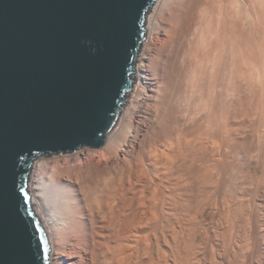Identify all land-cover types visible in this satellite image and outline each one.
<instances>
[{"label": "rangeland", "instance_id": "rangeland-1", "mask_svg": "<svg viewBox=\"0 0 264 264\" xmlns=\"http://www.w3.org/2000/svg\"><path fill=\"white\" fill-rule=\"evenodd\" d=\"M182 1L183 0H173L174 4L175 2L183 3ZM185 1H188L190 4V0H184V2ZM232 1H234V7L232 5ZM253 1L254 0H201V2L200 0L191 1L193 4L191 3L192 5L190 6V8L193 7L194 12H197L198 16H200L201 14V16H203V12L204 14H207V12L209 10H213V8L214 10L216 9L215 11H218L217 9L219 8L223 9L222 11L224 12V14L222 11H219L222 12L219 14V16H223L225 15V11L227 12L229 9L233 8L235 11V13L234 11H232L233 15H230L232 12L228 11L226 15L229 13L228 15L230 16L223 17H227L228 19H231V17L232 19H235V17H237L235 20H239L237 21L239 23L240 19H238V17L240 16L239 18H241L242 16V18H244L243 16H245L246 18L248 12L249 15H247V18L250 19V32L253 31L254 33H250L252 38V40L250 38L251 41H249V38L247 39V42L249 41V44L251 43L250 46H248L250 48L246 49L245 47L244 49H242V52H239L240 54H237L239 57L236 55V65L238 66V69L239 67H241L242 70H238L236 66V69L238 71H236L235 69L234 72V74L236 73L234 75V78H236H233V82L235 84L232 83L234 87L231 86L232 84H227L226 77L228 75H226L227 73L223 69H221L222 72L219 71V67H217V71L223 73V75L225 74L224 76L226 77L221 75V77H224L221 78L218 72L211 70L209 71V73H207L208 76L207 74L205 76H202L204 79L206 78L204 81H202V77L200 76L201 74L198 77V81L194 79L192 74H194L195 72L197 73L196 63H199V60L200 58L202 59V56L193 57L190 55L191 59L195 58V62H192L191 60L192 64L187 68L188 70H190V75L192 76V78H189L190 75H188V70V74H186V76L184 77L185 80H183V78H180V81H185L180 85H184L185 87V84L187 83L186 80H188V83H190H187L188 85L186 84V89L183 92L184 94L180 90L182 86L178 84L180 82L179 80H176L177 83L175 79L173 80V78L171 77V79H168L169 81L173 80V82L170 83L167 80V77L171 75L173 77L177 73L179 74V71H176V73L172 71L171 75H169V73L171 72L169 70L171 69H168V62H165L166 66H164L165 63H160L164 51L171 44L169 39H171L170 33H172L174 30V26L172 27V25H175V23L173 22L175 21L176 23H179L181 19V17H179L180 15L177 14L179 12L175 13V9H173L175 8V6H171L169 7V9L167 8L166 11H170L171 9L169 13H174L172 14V18L176 19L173 20L170 17L171 14H168V12L167 14L161 15V17H166L167 15L169 16L166 17L167 19L164 17L160 19L161 27L163 30L161 29V33L158 34L160 36H156L158 43L156 44V47L153 49L150 56L149 72L145 73V75L147 76V79L145 81L148 86L146 92L147 94H145L142 98H138L137 102L139 104V109H136L137 107L133 109L134 113H132V116L134 117V119L132 117V125L134 126V133L132 134L133 136L130 137L131 142L129 141V144L131 145L127 144V146H125L123 150L118 151L119 153H116L112 156L105 152V144V146L103 147L104 149L84 148L73 154H60L48 158L41 157L43 158V160L37 159L34 161L31 169L32 171H34L35 166L37 167L36 174L38 175H36L35 173L34 175L36 178L37 176L38 178L40 177L39 180H42L41 183H44V185L50 184L51 186H57L58 183L59 186H67L68 189H70V191L72 192L74 198H76L75 204L73 205L75 218L70 224L71 229L66 230V235L64 234L60 237L55 233L50 234V236L49 234H47L52 249L50 258L53 264H55L56 262H60V264H264V0ZM188 2H185L183 6L186 7V4ZM244 5H247V7H245ZM237 6L240 8H238ZM237 8L238 10H241L239 14L237 13ZM241 8H244L245 12L242 11L243 9ZM224 9L228 10L224 11ZM148 13L149 11L146 14L145 27H147V17H149ZM168 20H170L171 22H169ZM233 22L231 24L232 26H236L238 24L236 21L234 23L237 24H234ZM239 25L240 27L237 28V26ZM239 25L236 26V30L240 32V28L243 29V25L241 26V23ZM168 29H170L171 32ZM237 32L236 35L239 34V32ZM150 34L151 32H149V30L147 29L146 37L152 35ZM240 35L242 36L241 32L239 36H235V38L237 37L236 43L238 44V41H241L240 44L242 45V42H244L243 39L245 38L243 36L242 39ZM164 46L166 47L163 48ZM144 50L145 42H143L141 46L136 62V67H138L142 63V61L143 63H146L145 60L141 59ZM243 52H245L246 54H241ZM209 55H213L211 57L209 56L210 59H217L215 53H211ZM221 56L222 55H219V58H221ZM223 58L224 57L222 56V59ZM247 59L249 62L246 61ZM193 63L195 64V66ZM246 63H248L247 66H245ZM160 67H162V69ZM192 67L195 71L192 70ZM182 71H184V69ZM213 72H216L217 75ZM196 73L195 75L197 76ZM138 74L139 72L137 73L136 70L132 92L133 90H135V84L138 83ZM179 75H182V72H180ZM209 75L211 77L214 76L217 78L213 77V81V78H211ZM176 77L174 78L178 79L177 75ZM218 77H220V79H223V81L226 78V82H224V85L226 86L222 87V80L219 81L220 79L218 80ZM239 77L242 79H240ZM209 78L212 79L213 83H210L211 79L209 80ZM216 80L221 83L220 85H217L218 81L216 83L217 86L221 87L219 89H217L218 87L214 83ZM207 81L209 82L207 83ZM196 82H198V84ZM249 82L251 83L249 84ZM169 84L173 86L171 87L173 89L169 88ZM193 84L195 87L193 86ZM199 85L200 87H203V90H201L202 88L199 89ZM203 85L205 86V89ZM214 86L215 88L217 87L216 89L218 91L214 89ZM229 86H231V89L227 88ZM166 87H168V89H166ZM177 87L179 88L178 91ZM192 89H194L195 91ZM189 90H192V92H194L193 95L196 93L198 99H196V96L193 97L192 93ZM207 90L211 91L212 93L209 95L210 92H207ZM225 90L228 91L226 92ZM221 91L222 93L224 91V95L221 93ZM132 92L126 95V102L122 107L119 119L114 128L115 131H119L118 128L123 123L122 120H125V115L131 107L130 104L133 100V97H131L130 94ZM177 92H181L180 95H177ZM185 92L189 96L187 94L185 95ZM197 92L201 93L199 94ZM228 92H231L232 96ZM207 93L208 95H205ZM214 93L217 96L223 95L224 97H226L224 98L220 96L218 97L220 98L219 100L222 101L227 99L226 102H230L226 105V108H228V105H230L229 109H226L227 111L230 110L231 106H233L231 108L232 110H234L235 108L236 109L234 111H229L230 114L228 112L225 113V111H222V109H219L218 106H221L220 108H224L223 110H225V106L223 107V104H225L223 102L225 101L220 103L218 99L216 100L217 96L214 97ZM182 94L184 95V97ZM174 95L179 96L176 98V100L178 98L182 99V96L185 100L182 99V102L180 101V99H178V104L179 102L180 104L183 103V105L181 106L186 105V107L178 108L177 101H174ZM200 95L202 97L204 95L205 96L202 99ZM187 96L190 100L187 98ZM208 96H211V99H209L210 104H212L211 101L213 99L216 100L215 103H213L215 108H213L214 110L217 108V112L219 110V112L221 113L212 111L213 109H211L210 106H213V104L210 105L209 103H207ZM199 97L201 100H199ZM172 98L173 100L171 101ZM195 99L196 102L198 100V103L194 101ZM246 99L247 101L245 102L247 104L243 101ZM184 101L186 104L184 103ZM199 101L202 102L199 103ZM172 102H175L176 105H174L175 103L173 104ZM217 102L218 106H215ZM168 104H171V107H168ZM164 106H166L165 110ZM175 106L178 108V110ZM239 106L242 111H240ZM210 109L212 112H215V114L217 113L218 116L209 114ZM135 111L137 112V116ZM170 111H172V113L168 114V112ZM178 111H182V118L184 116L185 119L183 118V120H185L186 122L181 120L182 118H178L181 116L179 115L180 112L178 113ZM201 111H204L202 115L200 114ZM205 111H207V113ZM143 112H147V114L145 115ZM165 112L167 113L164 114ZM176 113H178V116H176ZM194 113L195 115H193ZM198 113L202 119H207L202 120L200 118L201 120H197L196 114ZM159 114H162V116H164L163 119ZM171 114L176 116L175 118H178V120L173 118ZM224 114H227L226 116H231L233 114V116H231V118L233 119H230V116L224 117ZM206 115L209 117L212 116V119L206 117ZM159 116L160 120L158 119ZM189 116H192V118H190ZM194 116L196 117V119L193 120ZM168 117L172 118L169 119ZM188 117L189 120L192 121H189ZM217 117L221 118L222 120L217 119ZM223 117L224 119L227 118V120L229 118L230 122L229 120H225V122H222L224 121ZM164 118L166 120L168 119V121L164 120ZM173 119L177 120V124L179 122L183 123L180 125H176L175 123H173L175 124V126H179V129H177L178 127H176V131L175 126H173L174 129H172L169 128V126L164 127V124L162 123V120L166 121L165 124L168 123L169 120L171 123L173 122ZM213 119H215L217 123L221 121L222 124L220 123L212 125L215 126L214 130H217L215 133L213 131L212 134L211 131L213 130V127H210L209 125H211L212 122L213 124L216 123ZM195 120L197 121V123L195 122ZM206 120H208V122L210 121L207 129L204 128V126L208 123H205ZM226 121L231 126H233V133L231 132L232 128L230 125L229 126L231 129L227 128ZM193 123L197 126L202 125V129L199 126V132H195V130L198 131V129H195V127L197 126H192ZM223 124L226 125L225 127L228 130H230L232 136L230 134L228 136L227 133H229V131L226 129L225 130L227 132L224 133L223 130L225 127L223 126ZM166 125L170 124L168 123ZM181 125L182 128H180ZM221 125L223 126V128ZM191 126L194 127L192 129H195L194 132L196 134L192 131V129H190ZM216 126L220 127L218 128ZM138 128H143L141 129L143 130L141 132L145 133V135L143 133L141 139L142 141L140 142V144L142 142L143 144H137L135 148H133L132 140ZM148 128L153 130L151 131ZM165 128L167 130L168 128L171 129V131L167 132L169 133V137L165 133L167 131ZM180 129H182V132ZM188 129H190L189 131L191 132L186 133L185 135V132L183 131H188ZM220 129L223 131V134ZM218 130L221 133H219ZM148 131L149 133H151L149 134ZM178 131L180 132V134L178 133ZM175 132L177 136L175 135ZM159 134L162 135L158 136ZM163 134L165 135L163 136ZM214 134L218 137L214 136ZM225 134L227 135V137ZM154 135H157V137ZM171 135L173 136L172 138ZM219 136L221 138H219ZM222 136H225L227 139L224 137L226 140H222ZM230 136L232 137L233 142H235L233 144L234 146L232 145V147L235 148H232L233 152L230 151V145H228L229 143H227V141L229 142L228 139L231 138ZM143 138L146 140V142L145 140H143ZM193 138L196 140H194ZM148 139L152 142H147L149 141ZM188 141H194V144L192 145V142L190 143ZM181 143L184 144L182 145V148H184L186 144L188 148L186 147V150L185 148L184 150H182V148L179 146V144L181 145ZM190 144L195 149L190 150L192 149V147H189ZM175 145L179 147H176ZM199 148L201 151H199ZM188 150L190 151L189 153ZM74 154L77 155L73 156ZM172 154L174 155V159ZM202 155L203 157H201ZM199 156L201 157V159L197 158ZM214 158L216 159V161ZM198 160L201 161L199 162ZM208 160L210 162H213L210 163ZM183 163L185 164V166ZM179 173H182L181 176ZM181 178L182 181L180 180ZM191 180L193 182H190Z\"/></svg>", "mask_w": 264, "mask_h": 264}, {"label": "water", "instance_id": "water-1", "mask_svg": "<svg viewBox=\"0 0 264 264\" xmlns=\"http://www.w3.org/2000/svg\"><path fill=\"white\" fill-rule=\"evenodd\" d=\"M155 2L0 0V264H51L31 167L105 145Z\"/></svg>", "mask_w": 264, "mask_h": 264}, {"label": "bare ground", "instance_id": "bare-ground-1", "mask_svg": "<svg viewBox=\"0 0 264 264\" xmlns=\"http://www.w3.org/2000/svg\"><path fill=\"white\" fill-rule=\"evenodd\" d=\"M175 1V0H174ZM192 0H190V4H189V2L188 1H185V2H188L187 4H189V5H187L186 4V7L185 6H183V4H185V2H184V0L182 1L183 3H180V2H175V4H174V2H173V0H156V2L154 3V5L152 6V8L149 10V17H147V27H146V29H148L149 30V32H151V36H148V37H146V39H145V50H144V53L142 54V57H141V59H143V60H145L146 61V63H143V61H142V63L138 66V67H135V71L137 70V73L139 72V74L137 75V77H138V83L137 84H135V90H133V92H132V90H131V97H133V100L131 101V107L129 108V110L127 111V113H126V118H125V120H122V124L120 125V129L118 128V130L119 131H115L114 129L107 135V137H106V146H105V152H107L109 155H115L116 153H119L118 151H120V150H123V148H125V146H127V144H129V141L131 140L130 139V137L131 136H133L132 134L134 133V126L132 125V113H134V111H133V109L134 108H136V109H139V104H138V102H137V100H138V98L140 97V98H142L145 94H147L146 92H147V89H148V86H147V84H146V79H147V76L145 75V73H148L149 72V69H150V56H151V54H152V51H153V49L156 47V44L158 43L157 41V37L158 36H160V35H158V34H160L161 33V29H162V27H161V21H160V19L162 18V17H164V16H162L161 17V15H164V14H167V12H168V14H171V13H169L170 11H171V9H170V11H166V9L168 8L169 9V7H171V6H175V8H173V9H175V13H177V12H179V13H177L178 15H180L179 17H181V19H180V21H179V23H180V25H179V23H176L175 21L173 22L171 19V21L173 22V23H175V25L173 24L172 25V27L174 26V30H173V32L172 33H170L171 34V36H170V34H169V36H170V38L171 39H169L170 40V42H171V44L169 45V47H167V49L164 51V54H163V56H162V60H161V62L160 63H165V62H168L167 64V66H168V69H171V70H169V71H171L170 73H169V71H168V73H169V75H171V73H172V71H174L175 73H176V71H179V74H180V72H182V75H179L178 73L176 74L177 76H178V79H176L177 77H176V75H174L173 77H172V75L171 76H169V77H167V80L169 81V79L168 78H173V80L175 79V81L176 80H179L180 81V78L182 79L183 78V80H185L184 79V77L186 76V74H188V75H190L191 73H190V70H188L187 68L192 64V62H195V58L193 59H191L190 58V55L191 56H193V57H195V56H202V59L200 58V60H199V63H196V68H197V76L195 75V73L194 74H192L193 75V77H194V79H196L197 81L199 80V75L202 77V76H205L207 73H209V71H216V72H218L217 71V67H219L218 68V70L219 71H221V69H223L227 74L226 75H228L227 77L226 76H224L223 75V73H220V72H218L219 73V75H220V77H221V75H223L224 77H226L227 78V84H232V83H234L233 81H234V79L236 78H234V75L236 74H234V72H235V69H236V64H237V60L235 59L236 58V55L239 53V52H242L243 50L242 49H244L245 47H246V49L247 48H250V47H248V46H250V44H249V41H251L252 40V38H251V34L250 33H252V32H250V19H248L247 18V15H249L248 14V12H247V15H246V13H245V15H246V18H245V16H243L244 18H242V16H241V18H242V20H241V18H239L238 17V19H240V22L238 23L237 21H239V20H235L237 17H235V19H232V17H231V19L229 18H227V17H223V16H230V15H233V12L232 11H234V9L232 10V9H224V11L225 10H228V11H230V12H232L230 15H226V13L228 12H226L225 11V15H223L224 14V12L222 11L223 9H217L218 11H215L214 10V8H213V10H209L208 12H207V14L205 15L204 14V12H203V16H198L197 15V12H194V10H193V7H191L190 8V6L193 4L192 2H191ZM210 1V0H209ZM247 1V0H246ZM255 1V0H254ZM253 1V2H254ZM258 1V0H257ZM173 2V3H172ZM200 2H201V0H200ZM227 2V1H226ZM233 3H232V5L234 4V1H232ZM235 2H238V1H235ZM240 2V1H239ZM192 3V4H191ZM208 3H210V2H208ZM225 3V2H224ZM230 3H231V1H230ZM261 3V2H260ZM236 4V3H235ZM238 4V3H237ZM247 4H248V2H247ZM256 4H257V2H256ZM259 4V3H258ZM231 5V6H232ZM254 5V4H253ZM188 6V7H187ZM202 6V5H201ZM218 6V5H217ZM235 5H233V7H234ZM239 6H240V4H239ZM245 6V5H244ZM252 6V5H251ZM260 6V5H259ZM230 7V6H229ZM238 7V6H237ZM245 7H247V5L245 6ZM249 7V6H248ZM264 7V6H263ZM225 8H227V7H225ZM238 8H240V7H238ZM238 8L236 9V10H238ZM252 8V7H251ZM187 9H188V11H187ZM241 9H243L242 11H244L245 12V10H244V8H241ZM246 9V8H245ZM260 9H262V8H260ZM198 10V9H197ZM206 10V9H205ZM240 10V9H239ZM237 11V13L239 14L240 12H241V10L240 11ZM196 11V10H195ZM199 11H200V9H199ZM219 11H222L223 12V16H219V14L220 13H222V12H219ZM246 11H248V10H246ZM173 12V11H172ZM244 12H242V13H244ZM262 12V11H261ZM201 13V12H200ZM218 13V14H217ZM234 13H235V11H234ZM236 13V14H237ZM241 13V14H242ZM251 13V12H250ZM172 14H174V13H172ZM170 15V17L172 18V16L173 15ZM205 15V16H204ZM235 15V14H234ZM244 15V14H243ZM167 16H169V15H167ZM166 16V17H167ZM175 16H177V15H175ZM174 16V17H175ZM236 16V15H235ZM255 16V15H254ZM166 17H164V18H166ZM234 17V16H233ZM262 17V16H261ZM163 18V19H164ZM178 18V17H177ZM254 18V17H253ZM263 18H264V16H263ZM167 19V18H166ZM173 20H175L174 18H172ZM179 19V18H178ZM170 20H168L169 22H171ZM235 20L237 23H234L233 21ZM261 20V19H260ZM255 21V20H254ZM166 22V21H165ZM168 22V23H169ZM178 22V21H177ZM232 22L234 23V24H237V25H239L240 23H241V26L243 27V29L242 28H240L241 30H240V32L242 33V39H243V36H244V38L245 39H243L244 40V42H242V45L240 44V42L241 41H238V44L236 43V38L239 36V34H240V32L238 31V30H236V26L234 25V26H232L231 24H232ZM264 22V21H263ZM253 23V22H252ZM170 25V24H169ZM253 25V24H252ZM257 26V25H256ZM238 27H240V25L239 26H237V28ZM234 28H235V30H234ZM163 30V29H162ZM165 30V29H164ZM169 31H170V29H168ZM242 30H243V32H242ZM166 31H167V29H166ZM238 31L239 32V34H237L236 35V32ZM171 32V31H170ZM237 32V33H238ZM262 32V31H261ZM254 33V32H253ZM256 33V32H255ZM258 33H260V32H258ZM263 33V32H262ZM164 34H165V32H164ZM166 34H167V32H166ZM158 35V36H157ZM157 36V37H156ZM167 36V35H166ZM235 36H237L236 38H235ZM263 36V35H262ZM175 37H176V40H175ZM253 37V36H252ZM163 38H164V36H163ZM168 38V37H167ZM249 38V41L247 42V39ZM250 38H251V40H250ZM254 39V38H253ZM165 40H167V39H165ZM175 40V41H174ZM238 40H240V39H238ZM242 40V41H243ZM259 40H260V38H259ZM262 40V39H261ZM254 41V40H253ZM169 42V43H170ZM256 42V41H255ZM247 43H248V45H247ZM166 44H167V42H166ZM255 44V43H254ZM264 44V43H263ZM256 45H258V44H256ZM166 46H164L163 48H165ZM264 48V47H263ZM162 49V48H161ZM157 50V49H156ZM256 50V49H255ZM213 51V52H212ZM245 52H247V51H245ZM245 52H243V53H241V54H244ZM250 52V51H249ZM254 52V51H253ZM213 54V53H215V55L217 56H215L217 59H210L209 58V54ZM185 54V55H184ZM240 54V53H239ZM246 54V53H245ZM219 55H222L224 58V60L222 59V56H221V58H219ZM225 55V56H224ZM211 56H213V55H211ZM210 56V57H211ZM238 56V55H237ZM247 56V55H246ZM252 56V55H251ZM256 56V55H255ZM182 57H183V59H182ZM239 57V56H238ZM242 58V57H241ZM251 58V57H250ZM154 59V58H153ZM197 59V58H196ZM222 59V60H221ZM239 59V58H238ZM249 59V58H248ZM248 59L246 60V61H248ZM191 60H192V62H191ZM251 61V60H250ZM259 61V60H258ZM152 62V61H151ZM158 62V61H157ZM242 62V61H241ZM249 62V61H248ZM159 64V63H158ZM194 64V63H193ZM245 64V63H244ZM247 64L248 63H246V65L245 66H247ZM257 64V63H256ZM161 66V65H160ZM164 66H166V63L164 64ZM194 66H195V64H194ZM242 66V65H241ZM198 67H199V70H198ZM252 67V66H251ZM157 68H158V66H157ZM161 69H162V67H160ZM164 68V67H163ZM191 68V67H190ZM167 69V68H166ZM184 69V71H182ZM237 69H238V66H237ZM236 69V71H238L239 69H241V67H239V69L237 70ZM165 70V69H164ZM187 70L189 71L188 73H187ZM192 70H194L193 69V67H192ZM242 70V69H241ZM250 70V69H249ZM248 70V71H249ZM162 71V70H161ZM195 71V70H194ZM223 71V72H224ZM245 71V70H244ZM243 71V72H244ZM253 71V70H252ZM158 72V71H157ZM193 72V71H192ZM216 72H213V73H215L216 75H217V73ZM222 72V71H221ZM224 72V73H225ZM143 73V74H142ZM212 73V74H213ZM260 73V72H259ZM245 75H246V73H245ZM168 76V75H167ZM182 76V77H181ZM207 76H208V74H207ZM210 76V75H209ZM221 77V78H224V77ZM242 76H243V74H242ZM256 76V75H255ZM262 76V75H261ZM174 77H176V78H174ZM201 77H200V79H201ZM211 77V76H210ZM214 77V76H213ZM213 77H211V78H213ZM220 77H218V80L220 79ZM163 78V77H162ZM170 78V79H171ZM189 78H192V76L190 75V77ZM188 78V79H189ZM211 78H209V80L211 79ZM214 78H217V77H214ZM214 78H213V81H214ZM226 78H225V80L223 81V79H220L219 81H221L222 80V82L221 83H223V84H221V83H219V81L218 80H216L214 83H215V85H216V83H217V81H218V83H217V85H222V87L223 86H226V85H224V82H226ZM234 78V79H233ZM240 78V77H239ZM248 78V77H247ZM253 78V77H252ZM186 79H187V77H186ZM193 79V80H194ZM206 79V78H205ZM203 77H202V81H204L205 80ZM240 79H242V78H240ZM173 80L171 81H169L170 83L171 82H173ZM183 80H181L178 84L180 85L181 83H184L183 82ZM195 80V81H196ZM251 80V79H250ZM249 80V81H250ZM167 81V82H168ZM187 81V83H188V80H186ZM213 81H212V79H211V81H210V83H213ZM243 81H245V80H243ZM159 82V81H158ZM162 82V81H161ZM166 82V83H167ZM168 82V83H169ZM199 82H201V81H199ZM209 81H207V83H208ZM246 82H248V81H246ZM165 83V84H166ZM167 83V84H168ZM176 83H177V81H176ZM186 83V84H187ZM192 83H194V82H192ZM197 84H198V82H196ZM195 83V84H196ZM209 83V84H210ZM244 83V82H243ZM251 82H249V84H250ZM166 84V85H167ZM186 84H185V87H184V85L182 86V85H180V86H182L181 87V92L183 93L184 92V90L186 89ZM188 84H190V83H188ZM187 84V85H188ZM202 84V83H201ZM206 84V83H205ZM226 84V83H225ZM235 84V83H234ZM163 85V84H162ZM212 85V84H211ZM214 85V84H213ZM216 85V86H217ZM240 85V84H239ZM245 85V84H244ZM160 86V85H159ZM168 86V85H167ZM169 88H171V87H173V86H171L170 84H169ZM179 86V87H180ZM193 86H194V84H193ZM204 86V85H203ZM232 87H234L233 86V84L231 85ZM231 86H229V87H227V88H230ZM252 86V85H251ZM258 86V85H257ZM184 87V88H183ZM195 87V86H194ZM199 87H200V85H199ZM211 87V86H210ZM213 87V86H212ZM218 87V88H217ZM216 88L217 89H219V88H221V87H219V86H217ZM178 88V87H177ZM182 88H183V91H182ZM190 88H191V86H190ZM189 88V89H190ZM197 88V87H196ZM202 88V89H201ZM209 88V87H208ZM215 88V86H214V89H216ZM227 88H225V89H227ZM241 88V87H240ZM249 88V87H248ZM164 89H165V86H164ZM166 89H168V87H166ZM171 89H173V88H171ZM176 89V88H175ZM188 89V88H187ZM199 89H201V90H203V87L201 86ZM198 89V90H199ZM204 89H205V86H204ZM216 89V90H217ZM224 89V88H223ZM231 89V88H230ZM237 89V88H236ZM244 89V88H243ZM179 90V88L177 89V91ZM192 90H194V89H192ZM192 90L190 91L191 93H192V96L194 97V96H196V93L193 95V93L194 92H192ZM210 90V89H209ZM209 90H207V92L209 91ZM234 90V89H233ZM162 91H164V90H162ZM170 91H172V90H170ZM169 91V92H170ZM195 91V90H194ZM212 91H213V89H212ZM218 91V90H217ZM217 91H216V93H217ZM226 91V90H225ZM228 91V90H227ZM226 91V92H227ZM231 91V90H230ZM250 91V90H249ZM175 92V91H174ZM181 92H177L176 94L178 95H180V93ZM202 92V91H201ZM200 92V93H201ZM204 92V91H203ZM206 92V91H205ZM210 93H209V95L212 93L211 91H209ZM214 92H215V90H214ZM233 92V91H232ZM235 92V91H234ZM247 92V91H246ZM252 92V91H251ZM197 93H199V92H197ZM199 93V94H200ZM220 93V92H219ZM221 93H222V91H221ZM229 93V92H228ZM236 93V92H235ZM162 94V93H161ZM168 94H170V93H168ZM171 94H173V93H171ZM175 94V95H176ZM184 94V93H183ZM182 94V95H183ZM187 93L185 92V95H186ZM204 94V93H203ZM223 95H224V91H223V93H222ZM226 94V93H225ZM230 95H231V92L229 93ZM174 95V96H175ZM188 95V94H187ZM191 95V94H190ZM198 95V94H197ZM205 95H208V93L207 94H205ZM204 95V96H205ZM213 95V94H212ZM223 95H219V96H217L215 93H214V97H216L217 96V98H216V100L218 99H220V98H218V97H224ZM236 95V94H235ZM249 95V94H248ZM170 96V95H169ZM189 96V95H188ZM188 96H187V98H188ZM201 96V95H200ZM204 96L202 97L201 96V98L203 99L204 98ZM226 96H227V94H226ZM232 96V95H231ZM158 97V96H157ZM156 97V98H157ZM165 97V96H164ZM177 97H179V96H175V100L174 101H177V104H178V99H180V98H178L177 100H176V98ZM183 97H184V95H183ZM182 96H181V98L182 99H184ZM186 97V96H185ZM193 97H191V98H193ZM197 98L196 99H198V96H196ZM207 97V96H206ZM210 97V98H209ZM213 97V98H214ZM228 97V96H227ZM240 97V96H239ZM159 98V97H158ZM161 98H162V95H161ZM167 98V97H166ZM169 98V97H168ZM224 98H226V97H224ZM230 98V97H229ZM242 98V97H241ZM132 99V98H131ZM182 99H180V101H182ZM189 99V98H188ZM196 99L194 100L195 102H196ZM209 99H211V96H208V101H207V103H209ZM222 99V98H221ZM237 99V98H236ZM156 100V99H155ZM173 100V98L171 99V101ZM185 100V99H184ZM190 100V99H189ZM199 100H201L200 99V97H199ZM216 100H212L211 101V103L213 104V103H215V101ZM226 100L227 99H225V100H219L220 101V103H222L223 101H225V102H223V103H225V104H223V107L225 106V110H223L224 108H220L217 104H218V102L216 103V105L215 106H218V108L219 109H222V111H225V113H229L230 114V112L229 111H231L232 109V107L233 106H231V108H230V110L229 111H227L228 109H229V107H230V105H228L227 107L228 108H226V105H227V103L228 102H226ZM230 100V99H229ZM233 100H234V98H233ZM249 100V99H248ZM170 101V102H171ZM193 101V102H194ZM204 101V100H203ZM231 101V100H230ZM244 102L245 101H247V99L246 100H243ZM156 102V101H155ZM183 102V101H182ZM200 102H202V101H199V103ZM232 102V101H231ZM240 102V101H239ZM251 102V101H250ZM142 103V102H141ZM162 103H163V101H162ZM173 104L175 103V102H172ZM184 103H185V101H184ZM196 103H198V100H197V102ZM230 103V102H229ZM228 103V104H229ZM238 103V102H237ZM246 103V102H245ZM154 104V103H153ZM160 104V103H159ZM179 104H180V102H179ZM178 104V105H179ZM186 104V103H185ZM210 104V103H209ZM212 104H210V105H212ZM234 104H235V102H234ZM240 104V103H239ZM239 104H237V105H239ZM247 104V103H246ZM158 105V104H157ZM163 105V104H162ZM169 106L168 107H171L170 105L171 104H168ZM174 105H176V103L174 104ZM177 105V107L179 108V107H186V105L185 106H181V105H183V103L182 104H180L179 106ZM220 105V104H219ZM148 106V105H147ZM159 106V105H158ZM157 106V107H158ZM236 106V105H235ZM243 106V105H242ZM141 107V106H140ZM154 107V106H153ZM165 107L166 106H164V110H165ZM174 107V106H173ZM176 107V106H175ZM176 107V108H177ZM205 107H207V106H205ZM211 107V109H213L212 111H216L217 112V108L214 110V104H213V106H210ZM214 107V108H213ZM238 107V106H237ZM151 108V107H150ZM160 108V107H159ZM178 108H177V110H178ZM194 108V107H193ZM204 108V107H203ZM239 108H240V106H239ZM257 108V107H256ZM173 109H175V108H173ZM190 109V108H189ZM195 109V108H194ZM205 109V108H204ZM209 109V108H208ZM211 109L208 111L209 112V114H214L213 116H218V112H219V110H218V112L215 114V112H212L211 111ZM227 109V110H226ZM236 109V108H235ZM234 109V110H235ZM238 109V108H237ZM245 109V108H244ZM156 110H157V108H156ZM162 110V109H161ZM170 110V109H169ZM169 110H167V111H169ZM171 110H172V108H171ZM184 110V109H183ZM234 110H232V111H234ZM252 110H253V108H252ZM139 111V110H138ZM174 111V110H173ZM185 111V110H184ZM191 111H193V110H191ZM207 111H205L206 113H207ZM237 111V110H236ZM240 111H242L241 110V108H240ZM136 112V111H135ZM149 112V111H148ZM158 112H159V110H158ZM180 112V114L179 115H181V112L182 111H178V113ZM190 112V111H189ZM188 112V113H189ZM193 112H195V111H193ZM193 112H191V113H193ZM198 112V111H197ZM245 112V111H244ZM142 113V112H141ZM144 113V112H143ZM152 113H154V112H152ZM161 113V112H160ZM167 112H165L164 114H166ZM170 113H172V111H170V112H168V114H170ZM178 113H176V116H178L177 114ZM202 113H204V111H201V115H202ZM219 113H221V112H219ZM224 113V112H223ZM235 113V112H234ZM238 113V112H237ZM250 113V112H249ZM252 113H253V111H252ZM145 115L147 114V112H145L144 113ZM149 114V113H148ZM185 114V113H184ZM240 114V113H239ZM244 114V113H243ZM248 114V113H247ZM140 115V114H139ZM151 115V114H150ZM160 115V114H159ZM172 115V114H171ZM186 115V114H185ZM190 115V114H189ZM193 115H195V113L193 114ZM192 115V116H193ZM197 115V120L198 119H200L201 117H200V115H199V113L198 114H196ZM208 115V114H207ZM206 115V117H209V116H207ZM225 116L224 117H229V116H226L227 114H224ZM235 115V114H234ZM136 116H137V112H136ZM155 116V115H154ZM160 116H162V114L160 115ZM160 116H159V120H160ZM176 116H174V115H172V117L173 118H175ZM192 116L190 117V118H192ZM199 116V117H198ZM203 116H205V115H203ZM211 116V115H210ZM231 116H233V114L231 115ZM231 116H230V119H233V118H231ZM242 116V115H241ZM163 117L164 116H162L161 118L163 119ZM172 117H170V118H172ZM189 117H188V120H189ZM195 117V116H194ZM193 117V120L194 119H196V117L194 118ZM212 117V116H211ZM211 117H209V118H211ZM224 117H223V119H224ZM246 117V116H245ZM124 118V117H123ZM156 118V117H155ZM165 118H167V117H165ZM164 118V120H166ZM169 118V117H168ZM169 118V119H170ZM178 118H182V115L180 116V117H178ZM178 118H175V119H177L178 120ZM183 118H184V116H183ZM183 118L181 119V120H183ZM213 118H215V117H213ZM221 118H222V116H221ZM221 118H218L217 117V119H221ZM133 119H134V117H133ZM145 119V118H144ZM175 119H173V122H171L170 123V120H169V124L170 125H166V124H168V123H166L165 124V122L166 121H168V119L166 120V121H164V120H162V123L164 124V127H167V126H169V128H172V129H174V127L173 126H175V124L176 125H180V124H183V123H181V122H179L180 121V119H179V123L177 124V120H175ZM185 119V118H184ZM202 119V118H201ZM200 119V120H201ZM205 119H207V118H204V119H202V120H205ZM212 119V118H211ZM230 119L228 118V120H229V122H230ZM236 119H238V118H236ZM157 120V119H156ZM175 120V121H174ZM187 120V119H186ZM214 120V122H216L215 121V119H213ZM222 120V119H221ZM225 120H227V118L226 119H224V121H222V122H225ZM227 120V121H228ZM164 121V122H163ZM171 121H172V119H171ZM183 121H185V120H183ZM189 121H192V120H189ZM218 121V120H217ZM226 121V125H227V128L229 129L230 128V124L228 123ZM234 121V120H233ZM247 121V120H246ZM158 122V121H157ZM186 122V121H185ZM195 122L197 123V121L195 120ZM208 122V120H206V122L205 123H207ZM210 122V121H209ZM209 122L204 126V128H208V125H209ZM222 122L220 121V122H216V123H214L213 124V122L211 123V125H209L210 127L212 126V125H216V124H222ZM242 122V121H241ZM256 122V121H255ZM173 123H175V124H173ZM200 123V122H199ZM187 124V123H186ZM189 124V123H188ZM192 124V123H191ZM232 124V123H231ZM240 124H242V123H240ZM258 124V123H257ZM154 125V124H153ZM159 125V124H158ZM226 125H224L223 124V126L225 127ZM230 125V126H229ZM138 126V125H137ZM162 126V125H161ZM160 126V127H161ZM171 126V127H170ZM184 126H185V124H184ZM192 126H197V125H194V123H193V125ZM191 126V128L190 129H192V128H194V127H192ZM200 127H201V129H202V125H199ZM199 126H197V127H195V129L197 128L198 129V131L197 130H195V129H192V131L194 132V130H195V132H199ZM222 126V125H221ZM223 126H222V128H223ZM229 126V127H228ZM152 127V126H151ZM176 127H178L177 129H179V126H175V131H176ZM213 128V130L211 131V133L214 131V133L217 131V130H214L215 128V126H212ZM216 127H218V126H216ZM220 127V126H219ZM218 127V128H219ZM239 127V126H238ZM154 128V127H153ZM168 128V130L165 132L167 135H168V137H169V133H167V132H169V131H171V129H169ZM180 128H182V125H181V127ZM186 128H188V127H186ZM221 128V129H222ZM226 127L224 128V133L225 132H227L226 130H228ZM232 128V129H231ZM231 132L233 131V126H231ZM248 128V127H247ZM141 129H143V128H138L136 131L137 132H135L136 134H134L135 136H134V138H133V140H132V144H133V148H135V146L137 145V144H139V145H141V144H143V142L140 144V142L142 141L141 139H142V136H143V133L141 132V131H143V130H141ZM148 129H150V128H148ZM163 129V128H162ZM161 129V130H162ZM185 129V128H184ZM190 129H188V131L186 132V131H183V132H185L184 134L186 135V133H190L191 131H189ZM200 129V130H201ZM205 129V130H206ZM220 129V131L222 132V134H223V131ZM226 129V130H225ZM117 130V129H116ZM147 130V129H146ZM145 130V131H146ZM151 130V129H150ZM153 130V129H152ZM151 130V131H152ZM181 130V132H182V129H180ZM179 130V131H180ZM205 130H204V132H205ZM210 130V129H209ZM236 130H237V128H236ZM240 130V129H239ZM262 130V129H261ZM158 131V130H157ZM163 131V130H162ZM178 131V133L180 134V132ZM207 131V130H206ZM219 130H218V132L219 133H221ZM229 131V133H227L228 134V136H229V134L231 135L232 133H230V130H228ZM235 131V130H234ZM243 131V130H242ZM156 132V131H155ZM159 132H160V130H159ZM158 132V133H159ZM194 132V133H195ZM244 132V131H243ZM148 133H149V131H148ZM147 133V134H148ZM151 133V132H150ZM149 133V134H150ZM194 133H193V136H194ZM209 133V132H208ZM241 133V132H240ZM172 134V133H171ZM184 134H182V135H184ZM196 134V133H195ZM204 134V133H203ZM213 134V133H212ZM217 134V133H216ZM243 134V133H242ZM144 135H145V133H144ZM152 135V134H151ZM160 135H162V134H159L158 136H160ZM165 134H163V136H164ZM173 135H174V133H173ZM175 135H176V132H175ZM175 135H174V137H175ZM191 135V134H190ZM199 135H200V133H199ZM208 135V134H207ZM226 135V134H225ZM150 136V135H149ZM148 136V137H149ZM154 136H156L157 137V135H154ZM153 136V137H154ZM177 136V135H176ZM180 136V135H179ZM189 136V135H188ZM196 136V135H195ZM202 136V135H201ZM214 136H217V135H215L214 134ZM232 136V135H231ZM230 136V137H231ZM173 136L171 135V138H172ZM197 137V136H196ZM204 137V136H203ZM218 137V136H217ZM225 136H222V140H224L226 137H227V135H226V137L224 138ZM234 137V136H233ZM160 138V137H159ZM178 138V137H177ZM185 138V137H184ZM192 138V137H191ZM190 138V139H191ZM214 138H216V137H214ZM219 138H221L220 136H219ZM229 138V137H228ZM249 138H252V137H249ZM150 139V138H149ZM148 139V140H149ZM151 139H153V138H151ZM158 139V138H157ZM168 139H170V138H168ZM174 139V138H173ZM194 139V138H193ZM227 139V138H226ZM225 139V140H226ZM234 139V138H233ZM143 140H145L144 138H143ZM155 140V139H154ZM194 140H196V139H194ZM220 140V139H219ZM229 140V142L227 141V143H229L228 145H230V151H232L233 149L232 148H234V147H232V145L235 143V142H233V140H232V137L231 138H229L228 139ZM235 140H236V138H235ZM250 140V139H249ZM167 141V140H166ZM131 142V141H130ZM134 142H135V144H134ZM145 142H146V140H145ZM147 142H152V141H147ZM157 142V141H156ZM178 142V141H177ZM179 142H180V140H179ZM185 142V141H184ZM188 142H190V141H188ZM187 142V143H188ZM192 142V141H191ZM190 142V143H191ZM194 142V141H193ZM191 143L192 145L194 144V143ZM198 142V141H197ZM205 142V141H204ZM201 143V142H200ZM207 143V142H206ZM211 143V142H210ZM209 143V144H210ZM168 144V143H167ZM174 144V143H173ZM190 144V148L192 147V149H190V150H193V149H195V148H193V146ZM217 144V143H216ZM243 144V143H242ZM129 145H131V144H129ZM147 145V144H146ZM178 145V144H177ZM182 145H184V144H182L181 143V145L179 144V146L182 148L183 146ZM189 145V144H188ZM201 145V144H200ZM199 145V146H200ZM224 145V144H223ZM226 145V144H225ZM241 145V144H240ZM143 146V145H142ZM173 146V145H172ZM176 146V145H175ZM179 146H176V147H179ZM208 146V145H207ZM211 146H212V144H211ZM234 146V145H233ZM237 146V145H236ZM244 146V145H243ZM186 147H187V144H186V146L184 147L185 148V150H186ZM195 147V146H194ZM203 147V146H202ZM202 147H200V148H202ZM101 148V149H102ZM132 148V149H133ZM184 148H182V150H184ZM188 148V147H187ZM200 148H199V151H201L200 150ZM246 148V147H245ZM175 149V148H174ZM180 149V148H179ZM178 149V150H179ZM205 149V148H204ZM219 149V148H218ZM235 149V148H234ZM206 150V149H205ZM245 150V149H244ZM173 151V150H172ZM180 151V150H179ZM208 151V150H207ZM216 151V150H215ZM235 151V150H234ZM239 151H241V150H239ZM264 151V150H263ZM177 152V151H176ZM181 152V151H180ZM179 152V153H180ZM185 152H187V151H185ZM184 152V153H185ZM190 151L188 150V153H189ZM192 152V151H191ZM219 152V151H218ZM233 152V151H232ZM255 152V151H254ZM170 153V152H169ZM204 154V153H203ZM252 154V153H251ZM75 155H77V154H74L73 156H75ZM173 155V154H172ZM176 155V154H175ZM180 155H183V154H180ZM233 155V154H232ZM177 157V156H176ZM180 157V156H179ZM193 157V156H192ZM201 157H203V155L201 156ZM201 157L199 156V157H197L198 159L200 158L201 159ZM220 157V156H219ZM44 158V157H43ZM43 158H38L39 160H43ZM181 158V157H180ZM194 158V157H193ZM196 158V157H195ZM196 158V159H197ZM216 158V157H215ZM214 158V159H215ZM235 158V157H234ZM237 158V157H236ZM173 159H174V155H173ZM178 159V158H177ZM209 159V158H208ZM218 159V158H217ZM211 160V159H210ZM213 160V159H212ZM247 160V159H246ZM172 161V160H171ZM171 161H170V163H171ZM193 161V160H192ZM199 161V160H198ZM201 161V160H200ZM199 161V162H200ZM207 161V160H206ZM209 161V160H208ZM215 161H216V159H215ZM227 161V160H226ZM236 161V160H235ZM251 161V160H250ZM249 161V162H250ZM174 162V161H173ZM178 162V161H177ZM210 162V161H209ZM211 162H213V161H211ZM210 162V163H211ZM42 163V162H41ZM181 163V162H180ZM194 163V162H193ZM216 163V162H215ZM214 163V164H215ZM45 164V163H44ZM184 164V163H183ZM195 164H196V162H195ZM223 164V163H222ZM227 164V163H226ZM245 164V163H244ZM173 165V164H172ZM170 166V165H169ZM180 166V165H179ZM178 166V167H179ZM184 166H185V164H184ZM188 166V165H187ZM192 166V165H191ZM194 166V165H193ZM197 166V165H196ZM232 166V165H231ZM32 168V167H31ZM34 168V167H33ZM37 167L35 166V169H34V171H32V169H31V174H30V177H29V182H28V190H29V192H30V194H31V205H32V208H33V210L35 211V214L40 218V220H41V224L43 225V227H44V229H45V231H46V233L47 234H49V236H50V234H56L57 236L59 235V237L61 236V235H64L65 234V232H66V230H69V229H71V227H70V224L72 223V221L74 220V218H75V212H74V204H75V199L76 198H74V196H73V194H72V192L70 191V189H68V187L66 188V187H62V186H59V184L57 183V186H51L50 184H48V185H50V186H48L47 184L46 185H44V183H41L42 182V180L40 181L39 180V178H38V176H37V178L35 177V175H34V173L36 174V169ZM173 168V167H172ZM193 168V167H192ZM204 168V167H203ZM214 168V167H213ZM171 169V168H170ZM181 169V168H180ZM195 169V168H194ZM231 169V168H230ZM233 169V168H232ZM183 170V169H182ZM188 170V169H187ZM217 170V169H216ZM227 170V169H226ZM41 171V170H40ZM193 171V170H192ZM179 172V171H178ZM198 172V171H197ZM206 172H207V170H206ZM174 173V172H173ZM184 173H185V170H184ZM192 173V172H191ZM200 173V172H199ZM217 173V172H216ZM56 174V173H55ZM178 174V173H177ZM180 174V176H181V174L182 173H179ZM197 174V173H196ZM205 174V173H204ZM228 174V173H227ZM36 175H38V174H36ZM39 175H40V172H39ZM191 175V174H190ZM212 175V174H211ZM210 175V176H211ZM184 176V175H183ZM182 176V177H183ZM188 176V175H187ZM192 176V175H191ZM196 176V175H195ZM199 176V175H198ZM201 176H203V175H201ZM175 177V176H174ZM173 177V178H174ZM176 178V177H175ZM184 178V177H183ZM188 178V177H187ZM200 178V177H199ZM179 179V178H178ZM204 179V178H203ZM206 179V178H205ZM216 179V178H215ZM224 179V178H223ZM176 180V179H175ZM181 181H182V178L180 179ZM197 180V179H196ZM207 180H209V179H207ZM188 181H189V179H188ZM198 181V180H197ZM200 181V180H199ZM206 181V180H205ZM219 181V180H218ZM59 182V181H58ZM87 182V181H86ZM91 182V181H90ZM190 182H193L192 180L190 181ZM204 182V181H203ZM48 183V182H47ZM205 183V182H204ZM56 184V183H55ZM191 184V183H190ZM64 185V184H63ZM194 185H196V184H194ZM92 186V185H91ZM185 186V185H184ZM205 186V185H204ZM227 186V185H226ZM189 187V186H188ZM201 187V186H200ZM185 188V187H184ZM190 189V188H189ZM198 189V188H197ZM203 190V189H202ZM184 191V190H183ZM194 191V190H193ZM197 191V190H196ZM186 192V191H185ZM195 193V192H194ZM199 193V192H198ZM203 194V193H202ZM185 195V194H184ZM201 197V196H200ZM78 200V199H77ZM188 201V200H187ZM78 202V201H77ZM79 205V204H78ZM77 208V207H76ZM200 208V207H199ZM76 210V209H75ZM198 214V213H197ZM79 215V214H78ZM66 235V234H65ZM63 237V236H62ZM49 238V237H48ZM51 264H53L52 262H51ZM55 264H60V262H56Z\"/></svg>", "mask_w": 264, "mask_h": 264}]
</instances>
